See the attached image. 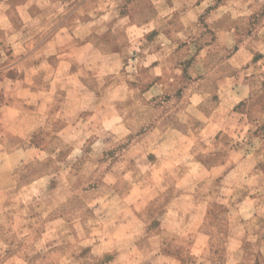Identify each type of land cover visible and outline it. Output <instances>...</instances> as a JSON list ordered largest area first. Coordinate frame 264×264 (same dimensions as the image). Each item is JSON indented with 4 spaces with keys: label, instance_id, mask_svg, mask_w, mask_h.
Returning <instances> with one entry per match:
<instances>
[{
    "label": "clouds",
    "instance_id": "obj_1",
    "mask_svg": "<svg viewBox=\"0 0 264 264\" xmlns=\"http://www.w3.org/2000/svg\"><path fill=\"white\" fill-rule=\"evenodd\" d=\"M0 264H264V0H0Z\"/></svg>",
    "mask_w": 264,
    "mask_h": 264
}]
</instances>
